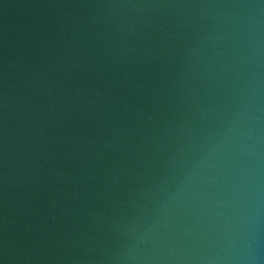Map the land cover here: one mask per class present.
Returning <instances> with one entry per match:
<instances>
[{
    "label": "water",
    "instance_id": "water-1",
    "mask_svg": "<svg viewBox=\"0 0 264 264\" xmlns=\"http://www.w3.org/2000/svg\"><path fill=\"white\" fill-rule=\"evenodd\" d=\"M0 264H264V0H0Z\"/></svg>",
    "mask_w": 264,
    "mask_h": 264
}]
</instances>
